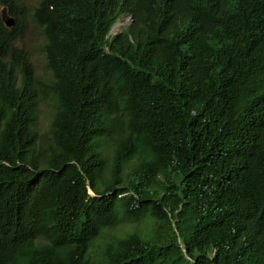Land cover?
<instances>
[{"label": "trees", "instance_id": "16d2710c", "mask_svg": "<svg viewBox=\"0 0 264 264\" xmlns=\"http://www.w3.org/2000/svg\"><path fill=\"white\" fill-rule=\"evenodd\" d=\"M32 15L52 143L35 152L33 67L0 17V264H264V0H39ZM118 114L129 135L107 161Z\"/></svg>", "mask_w": 264, "mask_h": 264}, {"label": "rangeland", "instance_id": "374dc122", "mask_svg": "<svg viewBox=\"0 0 264 264\" xmlns=\"http://www.w3.org/2000/svg\"><path fill=\"white\" fill-rule=\"evenodd\" d=\"M39 0H15L17 18L8 13L6 7L0 5V17L7 20L12 19L10 26L17 25V37L13 41V45L23 49L33 67V75L35 78V90L37 94L36 117L33 127L36 130L38 139L35 146V152H42L51 145V119L54 112L56 99L53 95L51 87L54 82V76L50 69L46 66V59L43 51L45 39L40 28L33 19V10ZM131 20L129 14L122 15L117 22L111 27L112 34L121 31ZM128 131L124 127V118L118 114L112 125V138L108 142L109 149L104 152L105 159L110 160L112 151L111 147L116 140H122L128 137ZM89 192L90 189H89ZM125 228V223L120 224L117 228L108 231V237L118 236ZM103 239L99 238L95 243L100 244Z\"/></svg>", "mask_w": 264, "mask_h": 264}, {"label": "water", "instance_id": "95a60500", "mask_svg": "<svg viewBox=\"0 0 264 264\" xmlns=\"http://www.w3.org/2000/svg\"><path fill=\"white\" fill-rule=\"evenodd\" d=\"M5 24H6L7 26H10V25L12 24V21H11L10 19H8L7 21H5Z\"/></svg>", "mask_w": 264, "mask_h": 264}, {"label": "clouds", "instance_id": "9594fccd", "mask_svg": "<svg viewBox=\"0 0 264 264\" xmlns=\"http://www.w3.org/2000/svg\"><path fill=\"white\" fill-rule=\"evenodd\" d=\"M2 19H4V21H7L8 19H10V18H8L7 20L5 19V17L4 18H2ZM11 21H12V19H10ZM118 21V20H117ZM116 21V22H117ZM131 21V20H130ZM130 23V22H129ZM6 25V24H5ZM114 25V24H113ZM109 33H111V32H109ZM117 33V32H116ZM115 34V33H114Z\"/></svg>", "mask_w": 264, "mask_h": 264}]
</instances>
